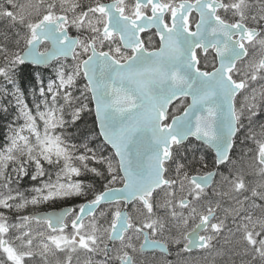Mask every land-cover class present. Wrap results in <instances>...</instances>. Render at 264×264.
Here are the masks:
<instances>
[{
	"label": "snow or ice",
	"instance_id": "obj_1",
	"mask_svg": "<svg viewBox=\"0 0 264 264\" xmlns=\"http://www.w3.org/2000/svg\"><path fill=\"white\" fill-rule=\"evenodd\" d=\"M0 28V264H210L221 238L264 264V0H0Z\"/></svg>",
	"mask_w": 264,
	"mask_h": 264
},
{
	"label": "trees",
	"instance_id": "obj_2",
	"mask_svg": "<svg viewBox=\"0 0 264 264\" xmlns=\"http://www.w3.org/2000/svg\"><path fill=\"white\" fill-rule=\"evenodd\" d=\"M37 73L42 74L44 78H47L49 77L50 74H52L50 70H45V69H36V68L25 69V72L22 74V76H23L24 83L28 87H31L33 83L31 77L35 76ZM80 86H81V83H78L77 87L79 88ZM89 108H93V105L89 104ZM94 121H95L94 110H93V113H88V112L83 113L82 119L77 122L79 125V128L75 130L77 137H79L81 132L86 133L87 135H86L84 142H88L95 135V131L97 130V125L94 123ZM89 146L97 148L98 151L103 149L107 152V154H110V147L105 148V146L101 144L99 141H97L94 144H90ZM238 146L239 144L237 143L233 149L235 157H236V153L238 150ZM208 152L211 153V150H208ZM212 168H213V165L208 163L207 169L211 170ZM96 185H97V188L102 187V184L99 182H96Z\"/></svg>",
	"mask_w": 264,
	"mask_h": 264
},
{
	"label": "flooded vegetation",
	"instance_id": "obj_3",
	"mask_svg": "<svg viewBox=\"0 0 264 264\" xmlns=\"http://www.w3.org/2000/svg\"><path fill=\"white\" fill-rule=\"evenodd\" d=\"M145 35H148V34H145ZM257 123H259V122L257 121ZM241 140H243V137H240L236 141V144L238 143V144H242V145H249L247 142H245V143L239 142ZM205 152H207L208 154L205 155ZM199 155L204 156L205 159L207 160V163H210L211 165H213L214 156H213L212 152L211 153L208 152V149H205L204 152L199 153ZM210 155H212V156H210ZM207 170L208 169H202V171H207ZM78 202H82V201H78ZM65 206H70V203L58 202L56 204L41 205V206H39L37 208H34V209L29 208L28 212L37 213V212H40V211H48V210H51V209H58V208H62V207H65ZM106 207H111V206H106ZM200 253L201 252L197 250V251H194L193 253L189 254V256H196V255H198ZM160 258L164 259L165 256L159 250L147 251V252H144L142 254V256H141V264H161L162 260H159ZM95 259L99 262L102 259V257L97 256ZM167 259H169L171 261H174L175 260V253L173 252V255L172 256H168ZM76 260H77V256L74 255L73 264H76V262H75Z\"/></svg>",
	"mask_w": 264,
	"mask_h": 264
},
{
	"label": "rangeland",
	"instance_id": "obj_4",
	"mask_svg": "<svg viewBox=\"0 0 264 264\" xmlns=\"http://www.w3.org/2000/svg\"><path fill=\"white\" fill-rule=\"evenodd\" d=\"M3 32V28H0V33ZM54 75V73L50 74L49 76ZM259 122V121H258ZM260 123V122H259ZM257 123V125L259 124ZM257 131H259V128L257 126L256 128ZM250 145H242L239 144L238 146V150L236 153V158H239V160L242 163H247L248 162V156L246 155L247 151H248V147ZM244 155V156H243ZM253 179V181H258L259 177L258 176H252L251 177ZM34 209V208H31ZM222 242V243H221ZM220 246V247H219ZM230 247V245L227 242L226 238H221L217 244V250L219 251L220 255H217V251H213L210 255H207V258L211 264V261L215 260L216 264H229V259L225 258L224 260H221L222 256H225L227 249ZM76 255V254H74ZM196 258L197 260L201 259V253L196 255V256H190ZM85 259V254L84 253H80L77 260L75 261L76 264H79V262H82ZM176 259V258H175ZM159 260H162V258H160ZM50 264H55V258H50ZM173 264H175V260L173 261Z\"/></svg>",
	"mask_w": 264,
	"mask_h": 264
},
{
	"label": "water",
	"instance_id": "obj_5",
	"mask_svg": "<svg viewBox=\"0 0 264 264\" xmlns=\"http://www.w3.org/2000/svg\"><path fill=\"white\" fill-rule=\"evenodd\" d=\"M93 110H94V106H93ZM65 207H69V206H65ZM62 208H64V207H62ZM62 208L51 209V210H48V211H40V212H37V213H44V212L58 211V210H60V209H62ZM157 250H159V249H157ZM159 251H160V250H159Z\"/></svg>",
	"mask_w": 264,
	"mask_h": 264
},
{
	"label": "bare ground",
	"instance_id": "obj_6",
	"mask_svg": "<svg viewBox=\"0 0 264 264\" xmlns=\"http://www.w3.org/2000/svg\"><path fill=\"white\" fill-rule=\"evenodd\" d=\"M239 142H240V141H239ZM210 156H212V155H210ZM210 156H209V157H210ZM243 156H244V155H243ZM221 243H222V242H221ZM219 247H220V246H219ZM162 260H163V259H162Z\"/></svg>",
	"mask_w": 264,
	"mask_h": 264
}]
</instances>
